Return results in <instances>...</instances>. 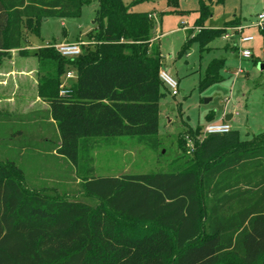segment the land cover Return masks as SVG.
<instances>
[{"label":"trees","instance_id":"1","mask_svg":"<svg viewBox=\"0 0 264 264\" xmlns=\"http://www.w3.org/2000/svg\"><path fill=\"white\" fill-rule=\"evenodd\" d=\"M207 1L200 0L198 31L182 53L193 43L204 52L226 29L240 27L234 18L204 28ZM87 3L0 0V64L12 50L29 54L23 30L39 36L44 19L78 18ZM132 7L99 0L95 28L77 57L53 45L34 53L38 97L58 133L54 152L77 170L85 199L26 193L0 163V264H264V133L242 141L236 130L203 136V128L189 129L187 170L96 174L91 152L99 140L158 147L163 60L153 15ZM259 32L264 62V28ZM223 67L211 61L200 86L221 81ZM71 71L75 81L63 86Z\"/></svg>","mask_w":264,"mask_h":264},{"label":"rangeland","instance_id":"2","mask_svg":"<svg viewBox=\"0 0 264 264\" xmlns=\"http://www.w3.org/2000/svg\"><path fill=\"white\" fill-rule=\"evenodd\" d=\"M88 1L82 6L78 18L43 21L39 36L23 30L22 46L30 47L26 48L29 54L22 56L17 51V55L32 59L30 64L37 67L36 81L39 65L34 53L39 48L88 43V36L95 28L99 0ZM123 2L133 4L134 12L153 15V34L160 44L162 71L178 83V94L172 96L166 87L161 90L164 97L159 101L158 147L152 149L147 142L125 139L108 146L99 140L98 147L91 152L92 166L97 175L187 170L192 167V143L187 131L221 123L228 117H232L227 121L231 130L239 131L242 141L264 133L263 38L255 25L257 15L264 10V0H212L210 15L202 20L204 28H221L234 18L240 20V27L226 29L225 34L204 52L200 51L197 43H193L184 53L182 48L186 38L198 31L194 25L201 17L200 0ZM205 2L209 4L207 0ZM189 29L193 30L190 35L187 33ZM240 35L254 39L241 46V49L250 50L249 59L240 57ZM11 55L10 52L3 59L0 71L10 66ZM215 59L224 61V67L219 71L222 79L202 88L200 83L207 67ZM61 81L66 87L74 82L66 75ZM14 82L12 79L6 87L0 86L4 88L0 90V163L10 166L26 193L85 199L77 170L54 152L59 142L58 133L48 105L38 97L37 85L34 90L27 85L26 102L18 103L13 99L22 95L19 91L15 95L9 87ZM141 227L132 231H140Z\"/></svg>","mask_w":264,"mask_h":264},{"label":"built area","instance_id":"3","mask_svg":"<svg viewBox=\"0 0 264 264\" xmlns=\"http://www.w3.org/2000/svg\"><path fill=\"white\" fill-rule=\"evenodd\" d=\"M255 25L260 29L264 28V10L259 13L256 17ZM239 28V27H238ZM243 31V30H242ZM242 33V32H241ZM254 39L253 37L247 36L239 37V50H240V57L242 59H249L251 58V52L249 49H241V46L244 44H248L252 42ZM85 43H67L61 44L56 46V50L64 57L73 58L77 57L81 53V45ZM242 70H240V73ZM67 78L71 77V73H67ZM160 79L163 82L164 86L170 91L172 96H176L178 94V83L172 79L167 73L161 70L160 72ZM67 93V90L63 89L60 94L64 95ZM231 131V127L226 122L221 123H211L203 128V136L210 135V134H227Z\"/></svg>","mask_w":264,"mask_h":264},{"label":"crops","instance_id":"4","mask_svg":"<svg viewBox=\"0 0 264 264\" xmlns=\"http://www.w3.org/2000/svg\"><path fill=\"white\" fill-rule=\"evenodd\" d=\"M23 48H30V47H23ZM11 54H12L11 55L12 58L9 60L10 66L6 68V70L0 71V76H3V77H0V86L6 87L7 85H9L8 83L12 79H14L15 84L12 85V87L11 86L9 87L12 89L15 95H17L19 91L20 95L22 96L18 98L14 97L13 102H18V103H22V101L26 102L27 85L33 88V90L37 85V81H36L37 67H35L33 63L30 64V62H32L30 60L32 59L27 58V57L18 56L16 50H12ZM70 73H71V77L67 79L75 81L76 74L73 73L72 71ZM2 87H0V90H4V88ZM231 119L232 117H228L222 122L227 123V121H230Z\"/></svg>","mask_w":264,"mask_h":264},{"label":"water","instance_id":"5","mask_svg":"<svg viewBox=\"0 0 264 264\" xmlns=\"http://www.w3.org/2000/svg\"><path fill=\"white\" fill-rule=\"evenodd\" d=\"M47 19H44L43 21H46Z\"/></svg>","mask_w":264,"mask_h":264}]
</instances>
